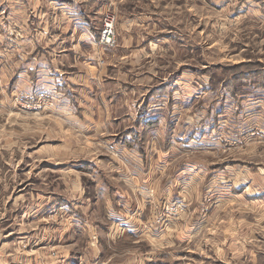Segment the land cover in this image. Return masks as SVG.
I'll return each instance as SVG.
<instances>
[{"label":"rangeland","instance_id":"374dc122","mask_svg":"<svg viewBox=\"0 0 264 264\" xmlns=\"http://www.w3.org/2000/svg\"><path fill=\"white\" fill-rule=\"evenodd\" d=\"M93 1L62 102L17 78L42 2L0 0V264H264V0Z\"/></svg>","mask_w":264,"mask_h":264},{"label":"crops","instance_id":"0c3cea01","mask_svg":"<svg viewBox=\"0 0 264 264\" xmlns=\"http://www.w3.org/2000/svg\"><path fill=\"white\" fill-rule=\"evenodd\" d=\"M40 2L42 5L35 10V17H38L32 21H28L26 17L23 21L26 29L29 26L37 36L30 37V32H22L26 36L30 35L16 46L19 53L27 56L22 58L23 71L17 78L25 83V90L26 87H29L30 92L39 90L49 93L54 90L62 102L68 101L65 97L71 95V90L79 88L82 92H87L92 85L95 86L97 76L94 64L98 63V59L102 58V51L106 49L90 53L89 50L97 46V33H94L93 23L91 21L90 24L89 20L93 14L91 9L94 8L93 12L97 14L103 12L98 11L99 6L93 0ZM25 14L27 15L26 9ZM103 73V69L98 72L99 78ZM136 166L139 164L132 167ZM132 173L130 172L132 183L129 185H135L141 179L138 172Z\"/></svg>","mask_w":264,"mask_h":264},{"label":"built area","instance_id":"2783aa9c","mask_svg":"<svg viewBox=\"0 0 264 264\" xmlns=\"http://www.w3.org/2000/svg\"><path fill=\"white\" fill-rule=\"evenodd\" d=\"M99 44L104 46H113L114 42V27H113V15L106 14L103 18L102 30L99 34Z\"/></svg>","mask_w":264,"mask_h":264}]
</instances>
